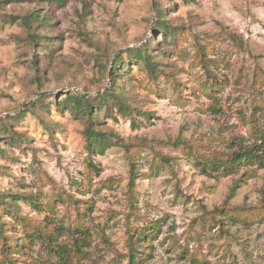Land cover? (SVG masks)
Masks as SVG:
<instances>
[{
  "label": "rangeland",
  "instance_id": "1",
  "mask_svg": "<svg viewBox=\"0 0 264 264\" xmlns=\"http://www.w3.org/2000/svg\"><path fill=\"white\" fill-rule=\"evenodd\" d=\"M87 1L86 11L82 0H66L61 7L40 0L0 5V116L13 115L39 93L52 104L47 113H27L15 125L30 144L23 150L5 148L13 161L8 164L10 177L0 174V192L24 197L15 200L18 216L45 232L55 231L53 243L67 250L69 264H128V226L132 230L152 222L159 229L146 250L150 256L140 264H195L185 252L211 264H264V215L246 225L235 219L220 227L211 214L223 202L240 210L260 206L264 169L249 180L241 179L245 168L213 179L192 156L166 145L181 139L199 146L201 153L229 155L233 143H259L264 83L258 84L256 75L264 73V0H159L167 23L184 28V33L180 56L157 59L163 72L182 86L189 103L179 105L169 81L161 82V94L155 95L147 74L132 63L124 73L132 79L123 77L120 89L127 102L134 101V119L113 107L111 116L106 109L100 112L99 131L111 135L113 144L101 153L86 149L83 121L66 109L58 112L54 100L69 92L81 95L85 88L96 93L94 58L102 52L110 69L118 54L151 36L160 42L162 36L153 34L157 0ZM33 9L49 24L39 32L52 38L56 53L51 59L35 57L20 23ZM197 44L212 48L213 55L207 57L215 63L209 69L223 82L211 99L199 91L206 74L193 61ZM111 84L109 77L103 88L111 89ZM42 122L58 124L54 144ZM132 172L137 175L131 188ZM87 177L91 183L80 195L74 182ZM63 191L89 203L85 235L74 229L70 209L53 199ZM49 201L50 209L45 206ZM4 219L11 224L8 215ZM60 256L37 237L23 250L22 264H63Z\"/></svg>",
  "mask_w": 264,
  "mask_h": 264
},
{
  "label": "trees",
  "instance_id": "2",
  "mask_svg": "<svg viewBox=\"0 0 264 264\" xmlns=\"http://www.w3.org/2000/svg\"><path fill=\"white\" fill-rule=\"evenodd\" d=\"M22 1H32V0H0L1 4H11L19 3ZM39 1V0H35ZM47 3H54L57 7H61L66 0H40ZM83 10H88L87 0H82ZM155 12L157 15V22L153 28V34L156 32L160 33L162 40L157 42L154 37L151 36V40L143 45L135 48H129L125 50L122 54H118L115 57L113 65L108 68L109 60L106 53H101L94 58V63L97 67V77L95 81L99 83V86L95 88V91H100L103 85L107 82L108 78H111V89H106L103 92L92 95L83 96L78 95L73 92L66 93L63 98L58 102L54 100L53 105L56 110L62 111L66 109L74 118L81 119L83 121L84 130L83 135L85 138V147L90 152H102L106 148L112 146L111 135L107 136L104 132L99 131L100 120L98 115L103 109H106L104 113H112L116 110L118 114L125 116L127 118L134 119L133 113L135 112L131 104L134 102H127L126 97L122 94V89H120L121 79L127 77L131 80V76H125V71L132 63H136V67L140 71H144L147 74V84H149V90L155 95L159 96L161 94L160 83L164 81H169L173 89V94L176 97L179 105L184 106L187 103L184 94L182 92V86L176 83L172 79L171 74H166L160 68L162 62L157 59L158 57H168L180 56L183 53L181 49V39L183 38L184 28H178L176 26H171L167 23L164 18L165 8L161 5L160 1L155 2ZM84 17H81L83 20ZM20 23L23 25L27 32V41L36 56H44L46 58L55 57L56 49L52 43V38L47 37L39 32V29L43 26H48L47 21L44 16H40L36 9L27 12L23 18H21ZM235 42L238 46H241V40L238 37L233 36ZM196 50L193 56V61L202 69L205 73V79L199 84V91L203 93L204 96L211 99L215 97V93H218L223 86L222 81H217L214 74L210 71V65H214V61L209 59L208 55H213L212 48L207 45L197 44ZM39 51V54L36 53ZM259 79L258 84L264 83V73L258 71ZM211 79V81L207 79ZM85 93L89 94V89H84ZM40 92V90H38ZM52 101V100H51ZM51 102H45V96L38 97L29 107L24 111L16 115H7L0 119V160L6 161V164H0V174L3 176H9L8 164L13 161V158L8 157L7 147H20L23 150L26 146L30 144L29 138L25 136L23 132H17L14 130L15 125L23 122L25 115L27 113H47L50 109L49 104ZM261 109V117L263 118L264 126V107L259 106ZM109 111V112H108ZM111 116V115H109ZM141 116L147 119V113H141ZM42 127L50 134V139L53 144L56 141L55 131L58 128L57 123H45L42 122ZM60 130V129H59ZM259 143L253 145H241L233 143V151L229 155L217 154L215 152L201 153L200 147L193 145L189 141H184L177 139L173 142L169 141L166 145L178 151L182 154L192 156L195 164L199 166L203 174L210 178L218 179L219 177H230L236 175L245 168L246 170L242 173L241 179L249 180L254 177L256 170L264 169V132L260 135ZM165 160V159H164ZM14 162H17L15 160ZM91 168H95L90 164ZM137 174L132 172L130 175L129 186L134 187V178ZM84 182H74L77 191L80 195H85L82 189L91 183V179L87 177ZM237 187V184L232 188V192ZM52 195L53 199L59 198L65 207L71 211V222L75 224L74 229L81 235H85L86 232L83 228V220L85 218V213L87 208L90 206L87 202H82L74 200L73 196L63 191L62 193H55ZM9 192H0V264H22L23 263V250L29 249L33 239L39 237L43 244L48 247L49 251H58L61 254V260L63 264H69V259H65L64 256L67 255V250L62 246L53 243L56 232L43 231L40 226H35L31 222L25 220L24 218L18 216L16 213L18 211V201L23 196H17V198H12ZM33 196H29L28 199L33 206L38 205L33 203ZM52 202H47L45 204L49 209L51 208ZM66 208V211H67ZM68 213V212H67ZM211 214L214 215L218 221L220 227H223L224 221H235L238 219L243 225L247 223L261 219L264 215V185L261 189V205L255 207L254 209H235L230 207L226 202H223L220 206L216 207ZM8 215L11 222H5L4 217ZM16 224L20 232L15 230L12 225ZM14 227V230H12ZM157 223L144 224L142 227H137L130 230L129 240H128V264H140V262L149 254H146V250L149 249L150 241L155 237L158 231ZM12 233L13 237H9L8 234ZM18 233V234H17ZM187 258L195 264H211L206 260L196 259L193 255L187 254ZM24 264H31L30 262H24Z\"/></svg>",
  "mask_w": 264,
  "mask_h": 264
},
{
  "label": "water",
  "instance_id": "3",
  "mask_svg": "<svg viewBox=\"0 0 264 264\" xmlns=\"http://www.w3.org/2000/svg\"><path fill=\"white\" fill-rule=\"evenodd\" d=\"M108 83H110V79H109ZM106 89H108V87L103 88V89H101L100 91H97L96 93H89V94H87V93H81V95L86 96V97H88V96H92V95H97V94L103 92V91L106 90ZM42 95H43V93H39V94H37L36 97H35V99H37L38 97H40V96H42ZM35 99H34V100H35ZM34 100H31V101L25 103V104L22 106V108H20V109H19L18 111H16V112H14L13 115H16V114L20 113L22 110H24L26 107H28V106H29ZM7 115H8V114H4L3 116H0V119L3 118L4 116H7Z\"/></svg>",
  "mask_w": 264,
  "mask_h": 264
}]
</instances>
